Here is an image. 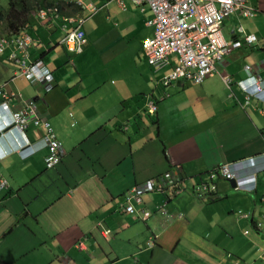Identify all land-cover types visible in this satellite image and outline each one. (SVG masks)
Returning a JSON list of instances; mask_svg holds the SVG:
<instances>
[{
    "label": "crops",
    "instance_id": "crops-1",
    "mask_svg": "<svg viewBox=\"0 0 264 264\" xmlns=\"http://www.w3.org/2000/svg\"><path fill=\"white\" fill-rule=\"evenodd\" d=\"M122 4L94 0L92 16L78 12L87 19L81 53L60 44V23L32 18L29 54L52 72L47 93L0 62L14 69L4 79L0 72V84L15 76L7 90L34 101L65 152L53 169L45 150L0 161L9 183L0 193V264H264V173L253 192L218 178L214 193H194L223 163L256 157L264 165V91L262 100L244 95L254 80L264 87V0H247L249 16L238 11L218 24L231 46L212 76L170 86L162 77L178 58L154 72L142 48L154 33L152 13ZM41 135L29 127L30 142ZM5 144L9 137L0 150ZM167 174L179 182L177 192L143 193L131 201L136 214L119 211L133 188Z\"/></svg>",
    "mask_w": 264,
    "mask_h": 264
},
{
    "label": "built area",
    "instance_id": "built-area-1",
    "mask_svg": "<svg viewBox=\"0 0 264 264\" xmlns=\"http://www.w3.org/2000/svg\"><path fill=\"white\" fill-rule=\"evenodd\" d=\"M111 1L123 7L124 0ZM126 1L142 10L147 8L152 13V19L147 25L154 28V33L142 45L148 65L155 72H159L170 65L171 56L178 58V63L163 77L162 82L165 86L180 80L201 84L205 78L212 76L215 73V63L222 59L231 46L224 39L221 30L214 29V27L236 11H243L244 16L250 15L245 0ZM73 2L82 12L87 11L93 15L97 11L93 0H74ZM49 16L57 20L58 9H46L37 14V17L42 20ZM85 21L86 18L80 16L63 19L61 29L65 32V36L61 44L69 52H81L86 41L82 31ZM69 25H72L71 29ZM255 40L254 36H248L245 39L249 44ZM33 43V38L26 33L0 37V62L6 61L14 65L18 70V77L27 80L32 85H41L46 92H49L53 88L54 78L41 61L30 60L29 50ZM248 71H251V67H247ZM13 80L11 78L0 84V142L7 137L11 139V145L5 144L6 149L0 153V161L12 153H18L22 158H26L44 149L47 152L44 162L46 167L51 169L64 156L62 145L56 138L50 123L37 114L34 101H20L18 93L7 90V86ZM257 90H262L260 82L257 83ZM11 100L21 102L20 107L14 108L10 104ZM148 107L150 112L156 110L152 102ZM30 126L42 131L39 141L34 144L30 143L27 137ZM255 160L253 158L247 159V162L240 161L222 165L217 172L227 180H235L240 190L251 192L255 187L251 184L255 182V172L264 171V167L254 166L252 178L244 176V170L246 171L247 167L249 169L248 162L252 164ZM217 172L210 174L211 180L216 178ZM176 183V179L171 174H167L159 181L150 179L139 187L133 188L132 196L128 193L125 204L121 206L122 212L133 213L134 206L131 201L140 202V196L143 193L161 192L167 187H173ZM8 187L7 179L0 174V193ZM209 190L214 191L215 186L204 183L197 187L199 192ZM144 215L149 214L146 212Z\"/></svg>",
    "mask_w": 264,
    "mask_h": 264
},
{
    "label": "clouds",
    "instance_id": "clouds-1",
    "mask_svg": "<svg viewBox=\"0 0 264 264\" xmlns=\"http://www.w3.org/2000/svg\"><path fill=\"white\" fill-rule=\"evenodd\" d=\"M74 0H70V1H68V2H70V4H72L74 7H76L75 5H74V2H73ZM102 1H104V2H109V0H102ZM246 1V6H247V0H245ZM93 4H94V0H93ZM96 6V5H95ZM51 8H57L58 9V19L57 20H53L52 19V16H49V18H47V19H50L52 22H56L57 24H59V26H60V28H61V26H62V24H63V19L64 18H69V17H74V16H80V17H82L81 15H78V12H82L81 11V9L80 8H78V7H76V8H78L79 9V11L77 12V13H75L74 15H64V14H62V11L57 7V6H51V7H45V8H41V9H38L37 11H35V12H32L31 13V16H32V18H34V17H37V14L40 12V11H42V10H46V9H51ZM96 8H97V10H98V7L96 6ZM84 12V11H83ZM85 12H87V11H85ZM236 12H238V11H236ZM236 12H234V13H236ZM234 13H232V14H234ZM231 14V15H232ZM90 15V14H89ZM230 15V16H231ZM92 16V15H91ZM38 18V17H37ZM85 18V17H84ZM229 18V17H228ZM38 19H40V18H38ZM227 19V18H226ZM40 20H42V19H40ZM87 20V19H86ZM225 20V19H224ZM224 20H222V21H224ZM86 22V21H85ZM83 27V26H82ZM72 28V26L70 27V29ZM83 31V30H82ZM23 33H26V34H28L27 32H25V31H23V32H21L20 34H23ZM84 33V32H83ZM20 34H16V35H20ZM30 35V34H29ZM8 37V36H12V35H3V34H0V37ZM31 36V35H30ZM64 36H65V34H64ZM63 36V37H64ZM84 37H85V35H84ZM63 39V38H62ZM62 39H61V41H62ZM86 40V39H85ZM61 41H60V44H61ZM85 43H86V41H85ZM34 44V43H33ZM62 45V44H61ZM85 45V44H84ZM83 45V46H84ZM63 46V45H62ZM82 46V47H83ZM64 47V46H63ZM65 48V47H64ZM66 49V48H65ZM68 51V50H67ZM82 51V50H81ZM73 53V52H72ZM75 53H77V52H75ZM81 53V52H80ZM29 57H30V55H29ZM30 60L31 61H37V60H32L31 59V57H30ZM39 61H41L43 64H44V62L42 61V60H39ZM3 62V61H2ZM45 65V64H44ZM14 66V65H13ZM46 66V65H45ZM47 67V66H46ZM16 68V67H15ZM17 69V68H16ZM49 69V68H48ZM50 70V69H49ZM164 71V70H163ZM163 71H162V73H163ZM17 72H18V70H17ZM50 72H51V70H50ZM155 72V71H154ZM160 72V71H159ZM52 73V72H51ZM18 74V73H17ZM16 74V75H17ZM164 77V76H163ZM163 77H162V80H163ZM13 79L15 78V76L14 77H12ZM54 78V77H53ZM25 80V79H24ZM27 81V80H26ZM255 81V80H254ZM253 81V84H252V86H253V92L252 93H245L244 95H245V98H246V102H249V100H250V98H252L253 96H256L257 98H259V99H261L262 100V98L259 96V94H262L263 93V91H264V87H263V85H262V82L259 80V82H260V84H261V86H262V90L261 91H258L257 90V84H255V82ZM5 83V82H4ZM30 83V82H29ZM2 84V83H1ZM31 84V83H30ZM162 84H163V82H162ZM32 85V84H31ZM164 85V84H163ZM33 86H35V85H33ZM41 86V85H40ZM170 86V85H169ZM42 87V86H41ZM53 87H54V82H53ZM42 89L44 90V88L42 87ZM53 89V88H52ZM51 89V90H52ZM50 90V91H51ZM45 91V90H44ZM46 92V91H45ZM47 93V92H46ZM247 98H248V100H247ZM150 102H152L154 105H155V103H156V101L153 99V97H152V99L149 101V103H147V112H149L150 114H153L155 111H153V112H150V110H149V104H150ZM155 107H157L156 105H155ZM40 117V116H39ZM28 132V131H27ZM28 137V136H27ZM29 139V138H28ZM30 141V140H29ZM39 141V140H38ZM37 141V142H38ZM37 142H34V143H37ZM30 143H32V142H30ZM34 143H32V144H34ZM10 148H13V146L11 147V146H9ZM63 148V147H62ZM6 149V146H5V148L4 149H1L0 150V153L2 152V151H4ZM42 150H44V149H42ZM64 150V149H63ZM41 151V150H40ZM46 151V150H45ZM12 154H14V153H12ZM16 154H18V153H16ZM19 155V154H18ZM33 155V154H32ZM64 155H65V152H64ZM31 156V155H30ZM7 157V156H6ZM21 157V156H20ZM29 157V156H28ZM28 157H26V158H28ZM64 157V156H63ZM62 157V158H63ZM22 158V157H21ZM25 158V159H26ZM62 158H61V160H62ZM253 158H255L256 160H255V162L254 163H252V164H250V162H248V166H249V169H248V167L246 168L247 170H249V171H245L244 170V176H246V178H252L251 177V175L253 174V172H254V166L255 167H257L258 168V166H260V167H264V165H261L260 164V159L261 158H256V157H252V158H247V159H253ZM24 159V158H23ZM247 159H242V160H239V161H234V162H230V163H223V164H221V165H219L218 167H216L215 169H214V171H211L209 174H211V173H216L217 172V170L219 169V167L220 166H222V165H227V164H232V163H236V162H240V161H246L247 162ZM3 160V159H2ZM1 160V161H2ZM61 160L59 161V163L58 164H60V162H61ZM57 164V165H58ZM264 164V163H263ZM56 165V166H57ZM55 166V167H56ZM47 168V167H46ZM54 168V167H53ZM53 168H51V169H53ZM48 169V168H47ZM261 173H264V171H259V172H255V182H252L251 184H253L255 187H254V190L253 191H255V189H256V185H257V181H258V175L259 174H261ZM173 176V175H172ZM174 177V176H173ZM5 178V177H4ZM218 178H221V179H223V180H226V181H228L229 183H231L232 185H233V187L236 189V190H238V191H241V192H245V193H248V191H243V190H240V188L236 185V182H235V180H227V179H225V178H223L222 176H221V174L220 173H218L217 172V176H216V178H214V179H212L211 180V178L209 177V180H210V182H208L209 184H213L214 186H215V190L213 191V190H209V191H207V192H199V191H197V187L198 186H200V184H204L203 182L202 183H200L199 185H196L195 187H194V193L196 194V195H202V196H207V195H210V194H212V193H214L215 191H216V184H215V180L216 179H218ZM154 179V178H153ZM147 182V181H146ZM176 185H174L173 187H167V188H165V189H163L161 192H159V191H154V192H150V194L151 193H155V192H158V193H163V192H165L166 190H168V191H170V192H172V191H176V189H178V186H180V184H179V182L177 181V179H176ZM145 183V182H144ZM144 183H142V184H144ZM250 183V182H249ZM248 183V184H249ZM9 184V183H8ZM142 184H140V185H142ZM207 184V183H206ZM139 185V186H140ZM237 186V187H236ZM9 188V187H8ZM7 190V189H6ZM6 190H3V191H6ZM253 191H251V192H253ZM177 192V191H176ZM143 195V194H142ZM141 195V196H142ZM127 196V195H126ZM125 201H126V197H125ZM123 204H125V202L123 203ZM122 204V205H123ZM135 208V207H134ZM161 209V208H160ZM119 211L120 212H122V210H121V207H119ZM136 210L134 209V212L133 213H126V212H122V213H125V214H136ZM146 212H148V216H145L144 214L146 213ZM141 215H142V217H143V219H147V218H149L150 217V215H151V213L149 212V211H147V210H145L144 209V211H141Z\"/></svg>",
    "mask_w": 264,
    "mask_h": 264
},
{
    "label": "trees",
    "instance_id": "trees-1",
    "mask_svg": "<svg viewBox=\"0 0 264 264\" xmlns=\"http://www.w3.org/2000/svg\"><path fill=\"white\" fill-rule=\"evenodd\" d=\"M68 1L70 0H8L7 9L0 4V33L16 35L27 31V27L32 23L31 13L41 8L57 6L64 15L77 13L79 9ZM155 105L157 106V103ZM156 113L157 107L152 115ZM208 176L210 177V174Z\"/></svg>",
    "mask_w": 264,
    "mask_h": 264
},
{
    "label": "rangeland",
    "instance_id": "rangeland-1",
    "mask_svg": "<svg viewBox=\"0 0 264 264\" xmlns=\"http://www.w3.org/2000/svg\"><path fill=\"white\" fill-rule=\"evenodd\" d=\"M0 4H1V6H2L3 8L7 9L8 0H1V1H0ZM97 7H98V6H97ZM96 16H98V14H97V15H94V16L92 17V19H94ZM34 18H35V17H34ZM218 27H219V25H216V26L214 27V29H215V28L217 29ZM0 34H1V33H0ZM56 36H57V34H53V35H52L53 40H55ZM62 38H63V34H59V35H58V40H59V39L61 40ZM41 53H42V47H41V46H37V47L34 49V51H33V54H35V56L38 57V58H39V56L41 55ZM53 55H54V51L51 52L50 54H48V55H47V61L50 60V59H52V58H53ZM33 60H37V59H33ZM0 67H1V66H0ZM13 71H14V69H13L11 66H4V67L0 68V72H2L3 79L6 78V77H8V76H10V75H12ZM152 97H153V95H149V96H147V101H146V103H149V101L152 99Z\"/></svg>",
    "mask_w": 264,
    "mask_h": 264
}]
</instances>
